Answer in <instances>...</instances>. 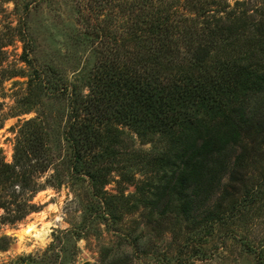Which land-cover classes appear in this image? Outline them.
Here are the masks:
<instances>
[{
    "label": "trees",
    "instance_id": "16d2710c",
    "mask_svg": "<svg viewBox=\"0 0 264 264\" xmlns=\"http://www.w3.org/2000/svg\"><path fill=\"white\" fill-rule=\"evenodd\" d=\"M94 3L109 6L110 26H98L97 61L83 84L46 77L33 63L35 41L23 39L21 61L30 72L19 113L37 112L36 92L67 100L69 176L86 181L102 202L113 173L135 183L138 193L144 183L114 168L124 128L143 143L162 141L152 168L155 205H173L204 238L213 237L259 191L254 175L264 166V2ZM8 46L2 43L0 52ZM17 74L0 76V82ZM59 163L39 115L24 121L13 163L0 158V230L40 211L36 196L56 187L43 177ZM11 242L0 237V249ZM258 260L264 264V252Z\"/></svg>",
    "mask_w": 264,
    "mask_h": 264
},
{
    "label": "rangeland",
    "instance_id": "374dc122",
    "mask_svg": "<svg viewBox=\"0 0 264 264\" xmlns=\"http://www.w3.org/2000/svg\"><path fill=\"white\" fill-rule=\"evenodd\" d=\"M109 14V6L94 0H0V46L9 44L0 52V76L19 75L0 82V158L13 163L20 126L39 115L49 134L50 153L60 162L43 177L56 187L36 196L40 211L17 225L2 226L0 237L12 242L0 249V264H259L258 255L264 252V166L255 171L259 191L249 206L220 225L213 237L204 238L173 205H155L152 168L162 141L143 143L124 128L114 168L144 183L138 193L135 183L121 182L113 173L102 202L86 181L69 176L67 100L36 92L37 112L19 113L30 72L21 61L23 39L35 41L33 63L46 77L83 84L97 61L102 40L96 34L99 27L110 26Z\"/></svg>",
    "mask_w": 264,
    "mask_h": 264
},
{
    "label": "water",
    "instance_id": "95a60500",
    "mask_svg": "<svg viewBox=\"0 0 264 264\" xmlns=\"http://www.w3.org/2000/svg\"><path fill=\"white\" fill-rule=\"evenodd\" d=\"M84 264H91L90 262H86V263H84Z\"/></svg>",
    "mask_w": 264,
    "mask_h": 264
}]
</instances>
